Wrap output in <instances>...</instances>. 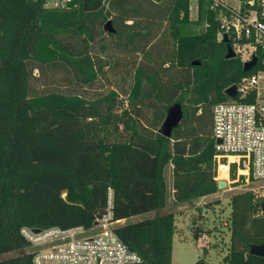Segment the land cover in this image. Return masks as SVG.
<instances>
[{"label": "trees", "instance_id": "obj_1", "mask_svg": "<svg viewBox=\"0 0 264 264\" xmlns=\"http://www.w3.org/2000/svg\"><path fill=\"white\" fill-rule=\"evenodd\" d=\"M124 2L72 0L67 8L50 9L44 0H0V255L16 252L0 264H33L22 227H92L106 211L109 189L123 243L144 264H171L175 215L159 213L167 204L166 167L172 166L174 202L218 190L212 107L250 72L238 57L226 58L227 44L217 40L218 22L206 0L196 2L192 15L194 0H170L169 66L187 74L174 96H164L157 70L141 65L124 94L112 87L94 97L74 92L98 80L102 68L93 54L106 50V37L116 38V47L136 50V41L151 34L141 25L115 33L103 29ZM32 62L53 73L67 71L73 91L36 92ZM174 102L185 121L207 114L211 134L177 140L176 126L163 136L159 129ZM261 202L249 190L230 197L224 263L264 264V257L249 253L252 244L264 241ZM153 210L152 217L130 220ZM192 221L195 239L209 235Z\"/></svg>", "mask_w": 264, "mask_h": 264}, {"label": "built area", "instance_id": "obj_2", "mask_svg": "<svg viewBox=\"0 0 264 264\" xmlns=\"http://www.w3.org/2000/svg\"><path fill=\"white\" fill-rule=\"evenodd\" d=\"M71 1L44 0V7L63 9ZM206 1L218 22L217 40L226 37L242 65L256 59L249 75L228 86H235L236 96L227 95L212 107L214 179L233 189L245 187L264 201V0ZM117 223L109 189L106 211L90 228L25 226L20 233L29 243L33 264H144L117 235Z\"/></svg>", "mask_w": 264, "mask_h": 264}, {"label": "rangeland", "instance_id": "obj_3", "mask_svg": "<svg viewBox=\"0 0 264 264\" xmlns=\"http://www.w3.org/2000/svg\"><path fill=\"white\" fill-rule=\"evenodd\" d=\"M170 0H126L119 8L112 10L113 27L123 31L136 29L138 25L150 30L151 34L136 41L137 49L116 47V38L106 37L103 43L107 46L104 52H94V60L102 68L98 80L90 87H75L74 92L85 97H94L99 93L116 88L124 94L131 81L134 69L141 65L148 71L157 70L161 75L162 92L166 98L178 93L176 83L186 80L187 74L175 67H170L172 45L165 35L166 12ZM134 8L138 11L135 12ZM193 12H191V15ZM95 48L98 49L96 46ZM96 50V49H95ZM146 53L151 55L147 59ZM169 66V67H168ZM31 84L36 92L73 91L74 84L67 71L57 70L53 73L44 66L29 63ZM172 105V104H171ZM179 129L173 133L174 139L189 140L195 135L209 136L211 121L207 114L198 118L192 114V121H179ZM192 127V128H191ZM167 181V204L159 213L172 211L175 215L176 231L173 236L171 264H197L202 259L205 264H226L222 258L227 252L230 231L228 220L231 207L230 197L245 191V187L236 189L225 184L217 192L191 202H174L173 171L168 165L165 170ZM222 181V180H221ZM232 187V186H231ZM156 211H149L131 218V221L152 217ZM201 229L209 232L208 236L195 239L192 232L193 221ZM16 252L0 255V260L12 256Z\"/></svg>", "mask_w": 264, "mask_h": 264}, {"label": "water", "instance_id": "obj_4", "mask_svg": "<svg viewBox=\"0 0 264 264\" xmlns=\"http://www.w3.org/2000/svg\"><path fill=\"white\" fill-rule=\"evenodd\" d=\"M103 29L109 33H115V28L112 25L110 20L106 21L103 26ZM224 42H227V38L224 37ZM226 58H233L235 56L234 52L232 51L231 47L227 45V51L225 54ZM255 57L248 62H245L243 66L244 71H249L255 64ZM225 93L230 97L236 96V89L235 86H230L225 89ZM183 118V111L182 107L178 102H174L167 108L166 117L163 120L159 132L166 137L171 135L172 130L178 125L179 121ZM225 185L223 181L218 182V188H221ZM261 210L264 211V201L261 202ZM249 253L257 256L264 257V241L260 244H252L249 248ZM197 264H205L203 262H199Z\"/></svg>", "mask_w": 264, "mask_h": 264}, {"label": "crops", "instance_id": "obj_5", "mask_svg": "<svg viewBox=\"0 0 264 264\" xmlns=\"http://www.w3.org/2000/svg\"><path fill=\"white\" fill-rule=\"evenodd\" d=\"M208 196V195H207Z\"/></svg>", "mask_w": 264, "mask_h": 264}]
</instances>
